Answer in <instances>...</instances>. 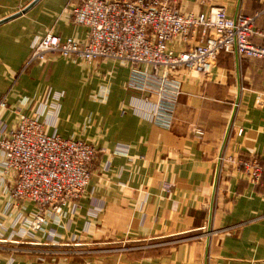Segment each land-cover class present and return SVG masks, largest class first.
Here are the masks:
<instances>
[{
    "label": "crops",
    "instance_id": "0c3cea01",
    "mask_svg": "<svg viewBox=\"0 0 264 264\" xmlns=\"http://www.w3.org/2000/svg\"><path fill=\"white\" fill-rule=\"evenodd\" d=\"M80 1L0 0V22L32 4L0 23V99L7 106L0 119L11 128L17 115L51 108L54 128L47 133L94 148L78 207L63 209L58 225L46 229L56 236L53 249H100L82 251L83 258L47 250L38 232L30 236L18 222L32 206H11L0 173V264H264V190L234 165L264 154V62L220 54L206 74H174L180 95L170 129H162L141 118L153 111V97L145 103L125 89L127 66L57 55L47 56L45 69L38 61L26 64L32 41L46 33L85 40L86 29L64 10ZM214 4L227 17H255L254 29L264 33V0ZM183 10L204 7L185 2Z\"/></svg>",
    "mask_w": 264,
    "mask_h": 264
},
{
    "label": "built area",
    "instance_id": "2783aa9c",
    "mask_svg": "<svg viewBox=\"0 0 264 264\" xmlns=\"http://www.w3.org/2000/svg\"><path fill=\"white\" fill-rule=\"evenodd\" d=\"M214 1L82 0L67 5L71 22L86 29L85 40H60L46 33L32 41L26 64L38 61L45 69L47 56L57 55L86 65L106 60L127 66L125 89L145 103L153 97V111L141 112V118L168 130L180 95L174 74H206L220 54L264 62V33L254 29L255 17H227ZM185 2L204 10L184 12ZM256 37L262 44L253 43ZM61 97L51 95L54 103ZM6 109L0 99V111ZM51 111L43 107L40 113L17 115L11 128L0 119V173L7 177L11 206H32L18 222L30 236L38 232L46 246L56 247V236L46 226L58 225L63 209L78 207L96 152L80 140L59 137L55 130L47 133L54 128ZM194 133L201 135L199 130ZM234 165L247 183L264 190V154L239 158Z\"/></svg>",
    "mask_w": 264,
    "mask_h": 264
},
{
    "label": "rangeland",
    "instance_id": "374dc122",
    "mask_svg": "<svg viewBox=\"0 0 264 264\" xmlns=\"http://www.w3.org/2000/svg\"><path fill=\"white\" fill-rule=\"evenodd\" d=\"M209 233H210V231L208 229L205 230L206 237L209 236ZM125 246L127 247V245H125ZM49 247L50 248H48L47 250H49L53 254H60V253H62L61 255L69 254L70 257H72V258H83L84 254H85L83 252H95V251L97 252L100 249L99 247H95V249H93V250L85 249L84 251L82 250L83 252L82 251L79 252L77 248L76 249H73V248L65 249V248H63V249L57 250V249H53L54 247H51V246H49ZM13 251H15V250H13Z\"/></svg>",
    "mask_w": 264,
    "mask_h": 264
},
{
    "label": "water",
    "instance_id": "95a60500",
    "mask_svg": "<svg viewBox=\"0 0 264 264\" xmlns=\"http://www.w3.org/2000/svg\"><path fill=\"white\" fill-rule=\"evenodd\" d=\"M32 4L28 5L25 9H23L21 12L9 17V18H6L5 20L1 21L0 23L2 22H6L8 20H11L15 17H18L20 14H23L24 12H26L30 7H31ZM234 114V107L232 109V112H231V115H230V118H229V121H228V125H227V128H226V131H225V134H224V138H223V141H222V144H221V148H220V152H219V155H218V162H217V166H218V163H219V160H220V156H221V151H222V147L224 145V142H225V139L227 137V133H228V130H229V127H230V124H231V121H232V116ZM212 195H213V191H212ZM212 201V200H211ZM207 242H208V237H206V247H207ZM205 259H206V256H205Z\"/></svg>",
    "mask_w": 264,
    "mask_h": 264
}]
</instances>
